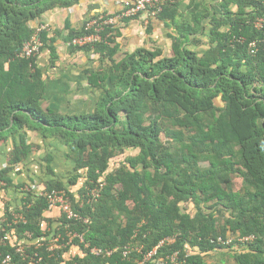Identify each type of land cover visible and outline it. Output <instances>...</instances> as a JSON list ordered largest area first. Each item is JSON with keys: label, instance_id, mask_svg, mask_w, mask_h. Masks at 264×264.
<instances>
[{"label": "trees", "instance_id": "obj_1", "mask_svg": "<svg viewBox=\"0 0 264 264\" xmlns=\"http://www.w3.org/2000/svg\"><path fill=\"white\" fill-rule=\"evenodd\" d=\"M79 1L0 0V143L19 139L0 170V190L13 186L8 174L37 147L27 144L26 132H37L68 148L74 172L69 191L48 169L43 192L64 191L88 218L46 219V198L28 193L17 219L7 214L0 225V240L9 234L0 264L7 256L6 264H127L119 253L95 257L84 245L136 243L144 253L165 237L175 238L167 255L179 251L183 259L186 247L194 249L185 264H264V32L252 27L264 0H190L187 20H180L181 1L167 0L156 15L174 29L166 56L140 48L116 62L113 29L79 48L71 42L85 34L84 25L66 26L69 51L98 56L84 74L100 93L92 113L60 115L41 108L37 56L19 55L37 30L54 63L56 40L40 19ZM250 41L258 42L255 56ZM99 185L93 201L89 193ZM68 232L83 243L69 242ZM217 237L233 241L211 244Z\"/></svg>", "mask_w": 264, "mask_h": 264}, {"label": "crops", "instance_id": "obj_2", "mask_svg": "<svg viewBox=\"0 0 264 264\" xmlns=\"http://www.w3.org/2000/svg\"><path fill=\"white\" fill-rule=\"evenodd\" d=\"M123 1L125 0H80L77 5L56 8L41 17L40 22L48 27L49 38L56 40L57 55V60L54 63L49 62L50 54L45 49L37 55L36 63L42 70L45 79V94L41 101L42 110H51L57 114L68 116L87 115L94 111L100 91L91 89L84 70L96 68L98 56L93 52L69 51L64 42L68 33L66 26L72 30H79L85 20L90 17L99 14H116L121 10ZM180 1L179 12L183 15L180 20H187L191 12V10L188 11L190 0ZM173 33L172 26H167L156 16H149L145 13L124 21L112 32L117 37L115 43L118 47V54L114 60L117 62L123 55L140 48L150 51L161 49L164 52L163 55L166 56L171 44L168 35ZM17 142H19L18 137H14L0 143V170L7 166L14 143ZM26 142L37 147L8 174L13 186L6 191L0 190L2 192V194L0 193V224L7 214L15 216L21 206L22 198L26 196L19 191L20 200L17 201L15 197L10 200L11 190L15 189L12 195L17 196L18 194L14 191H17V187L22 186L24 187L23 192L24 189L31 190L30 194L40 196L44 193V184L52 179L48 169H51L55 179H59L67 187L68 178L74 174L73 164L68 158V148L49 139L43 142L38 133L33 131L26 132ZM74 188H69V191ZM58 217L57 210L44 213L46 219L56 220ZM42 227L44 228L45 224H42Z\"/></svg>", "mask_w": 264, "mask_h": 264}, {"label": "built area", "instance_id": "obj_3", "mask_svg": "<svg viewBox=\"0 0 264 264\" xmlns=\"http://www.w3.org/2000/svg\"><path fill=\"white\" fill-rule=\"evenodd\" d=\"M167 0H125L121 4V10L114 15H104L100 14L94 18H91L84 24V35L78 38H74L71 42V45L75 47H85L90 46L94 43L101 41V34L105 29H114L119 24H122L123 21L127 19H132L140 14L145 13L149 16H154L162 11L163 6ZM252 27L258 32H264V15L257 17L252 22ZM239 42H242L239 39ZM264 42V38L262 40ZM257 41H251L249 43V50L252 55L256 53L257 50ZM41 43L38 41L37 37L34 36L29 42L25 43L22 51L19 56L26 59H30L37 55ZM101 186L95 188L89 193V196L93 201H96L99 198ZM40 196H43L47 200V211L57 210L60 216H63L67 221H81L82 223H87L88 218H82L80 214L73 208L70 199L67 197L64 191H51L50 193H42ZM13 219H17V216H13ZM4 222V221H2ZM145 222H141L139 227L144 225ZM136 236V233L134 232ZM67 238L69 242L75 238L78 239L80 243H83V236L68 232ZM250 238H238L239 242H247ZM4 240H9V234L4 233L0 243ZM56 241V240H55ZM175 241L174 237H165L159 240L150 250L142 253V246L137 245L136 243H127L122 246H118L112 249H97L89 248L87 244L84 245L86 249H89V252L93 256H103L111 257L113 254L119 253L120 257L127 261V264H185L186 259L193 254L192 248L186 247L184 250L183 259L180 258L179 251L173 252L170 255L165 254L163 250L166 247H170ZM233 239L227 237L223 239L217 237L216 239L210 240L211 244L216 243L217 245L229 246L232 243ZM53 248L51 247V250ZM18 251L24 255L23 249H18ZM141 256L139 259L137 256ZM165 256V260H164ZM36 257V256H35ZM9 262V257H5L2 264Z\"/></svg>", "mask_w": 264, "mask_h": 264}, {"label": "clouds", "instance_id": "obj_4", "mask_svg": "<svg viewBox=\"0 0 264 264\" xmlns=\"http://www.w3.org/2000/svg\"><path fill=\"white\" fill-rule=\"evenodd\" d=\"M162 9H163V8H162ZM116 14H117V13H116ZM99 15H100V14H99ZM104 15H114V14H104ZM140 15H141V14H140ZM156 15H157V14H155L153 17H155ZM97 16H98V15H97ZM138 16H139V15H138ZM262 16H263V15H262ZM94 17H96V16L90 17V18H88L87 20H85L84 24H85L88 20H90L91 18H94ZM136 17H137V16H136ZM136 17H134V18H136ZM134 18H132V19H134ZM127 20H128V19H127ZM123 23H124V21H123ZM84 24H83V25H84ZM113 31H114V29H113ZM37 34H38V31L36 30V33H35L34 36L37 37ZM34 36H33V37H34ZM33 37H32V38H33ZM32 38H31V39H32ZM31 39H30V40H31ZM37 39H38V38H37ZM239 39H241L242 42H244V39H242V38H239ZM239 39H237L236 41L239 42ZM30 40H29V41H30ZM29 41H28V42H29ZM38 41L41 43V41H40L39 39H38ZM242 42H241V43H242ZM250 42H251V41H250ZM250 42H249V43H250ZM26 43H27V42H26ZM249 43H248V45H247V48H248V52H249V54L252 55V54L250 53V50H249V47H248V46H249ZM263 44H264V42H263ZM23 46H24V45H23ZM41 48H42V43H41V46H40V48H39V52L37 53V55L40 53ZM256 48H257V47H256ZM256 53H257V50H256ZM256 53H255V54H256ZM255 54L252 55V56H255ZM37 55H36V56H37ZM36 56H34V57H36ZM34 57H32V58H34ZM25 59H26V58H25ZM4 220H5V219H4ZM4 220H3V221H4ZM1 223H3V222H1ZM0 225H1V224H0ZM241 238H243V237H241ZM247 238H250L249 240H251V237H247Z\"/></svg>", "mask_w": 264, "mask_h": 264}, {"label": "rangeland", "instance_id": "obj_5", "mask_svg": "<svg viewBox=\"0 0 264 264\" xmlns=\"http://www.w3.org/2000/svg\"><path fill=\"white\" fill-rule=\"evenodd\" d=\"M120 58V57H119ZM33 176V175H32ZM41 178V177H40ZM31 185V184H30ZM23 188L24 187H22L21 189L20 188H16L17 189V191H14V193H17L18 195L17 196H13L12 194H13V190H15V189H13V190H11L12 191V193H11V196H9L10 197V200H13V197H15V199H17V201H19L20 200V197H19V194H20V192L19 191H21L22 193H24V194H28L29 192H31V190L30 191H26L25 189H24V192H23ZM0 193L2 194V192L0 191ZM25 196V195H24ZM29 245V244H28ZM22 246H19V248L18 249H22L21 248ZM214 259V258H213Z\"/></svg>", "mask_w": 264, "mask_h": 264}]
</instances>
